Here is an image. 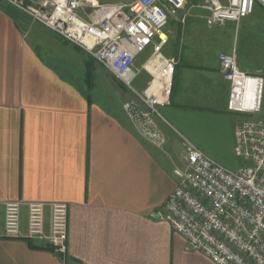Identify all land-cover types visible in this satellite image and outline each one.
<instances>
[{"label": "crops", "instance_id": "1", "mask_svg": "<svg viewBox=\"0 0 264 264\" xmlns=\"http://www.w3.org/2000/svg\"><path fill=\"white\" fill-rule=\"evenodd\" d=\"M257 11L264 15L257 5L251 16ZM190 12L180 18L186 14L187 22ZM193 14L197 21L208 13ZM180 18L169 22L166 46H181ZM227 24L194 29L177 61L170 104L155 113L134 93L135 101L96 100L75 83L84 82L86 59L83 69L72 63L77 54L92 58L0 0V264H215L190 249L163 213L186 168L182 137L218 163L236 154L238 121L228 110L230 85L220 71V56L235 48ZM45 30L53 34V46L43 39ZM208 45L220 49L212 62L199 52ZM151 55L136 69L144 71ZM158 64L154 60L151 71ZM144 72L149 81L141 94L152 81L151 72ZM128 103L148 119L134 120ZM9 202L21 205L17 239L4 233ZM32 203L44 205L46 236L53 205H68L64 257L47 250L44 241L29 239Z\"/></svg>", "mask_w": 264, "mask_h": 264}, {"label": "built area", "instance_id": "2", "mask_svg": "<svg viewBox=\"0 0 264 264\" xmlns=\"http://www.w3.org/2000/svg\"><path fill=\"white\" fill-rule=\"evenodd\" d=\"M61 37L86 52L111 72L151 111L169 105L178 62L165 58L169 43L167 28L173 18L185 13L189 0H134L129 4L100 5L95 0H6ZM264 0H206L199 6L209 13V28L234 23L237 28ZM186 14L180 18L186 23ZM152 47L151 58L142 69L151 72L146 93H139L132 83L141 70L138 58ZM159 62L153 71L148 68ZM222 77L230 85L228 110L255 115L261 111L264 79L241 71L235 48L220 56ZM260 84V93L250 106L248 82ZM159 87H154L155 82ZM130 116L140 122L147 114L137 105H125ZM182 158L186 163L180 182L164 205L163 218L188 243L190 249L205 255L215 264H264V121L241 120L235 130L236 155L252 163L237 172L230 171L208 157L182 137ZM51 234L45 235V208L32 203L28 211V236L44 241L45 247L64 257L67 254L68 205L52 209ZM21 231V205H5L4 233L17 239Z\"/></svg>", "mask_w": 264, "mask_h": 264}, {"label": "rangeland", "instance_id": "3", "mask_svg": "<svg viewBox=\"0 0 264 264\" xmlns=\"http://www.w3.org/2000/svg\"><path fill=\"white\" fill-rule=\"evenodd\" d=\"M38 0H30V2H36ZM100 5H107V4H120L125 3L129 4L134 0H95ZM206 0H189L187 4V11H191L189 14V18L187 20V24L180 23L183 27V34L179 37L180 44L169 45L163 49V54L165 56H171L176 61H179L183 58L185 54V49L189 48L193 40V34L195 28H202L205 30L204 27L209 28L207 25L209 13L201 10L199 8L200 5L204 4ZM257 10V8H256ZM206 12L208 14H202L203 20L198 19L196 21L195 17H192V14L195 15V12ZM191 18V21H190ZM173 21H177L175 19H171ZM170 20V22H171ZM193 23V24H190ZM197 22V23H195ZM172 24V23H171ZM180 26V25H179ZM172 27V26H171ZM39 29H43L39 27ZM185 29V31H184ZM226 32L231 37V45L235 48L238 46L236 50L237 60L239 67L242 72L248 74L249 76L261 77L264 79V15L257 11L253 16L243 19L239 24L238 28L237 25L234 23H228ZM53 34L48 30H45V36L43 37L44 40L51 46H53L52 39ZM200 51V56H203L204 60H208V62H212L220 53V49L218 45H208L202 46ZM152 53V47H148L147 50L140 56L137 67L141 69L142 63L147 60V58ZM171 54V55H169ZM67 55H70L68 53ZM71 57V55H70ZM84 58V59H83ZM86 59V69L83 75L84 82L76 81L75 83L79 85V87L85 89L87 93H91V96L96 100L101 101L102 103H107L108 101L112 100L113 103L116 104L120 102L121 98H127L129 101L137 100L136 96L133 92L128 89L127 87L123 86L121 82H119L116 78H114L109 72L105 71L98 63L90 58H85L81 54H77L74 58H72V63L75 66H81L83 61ZM66 69V68H65ZM90 75H92L93 79L90 80ZM149 81L148 75L141 71L139 76L135 79L132 83V87L137 90L138 92L142 93L146 83ZM236 121L241 120H263L264 121V85L262 91V107L261 111L255 115H246V114H239V113H232ZM180 132V130L178 131ZM175 133V132H174ZM226 169L237 172L239 169L244 168L247 165H252L250 162L244 161V159L238 157L235 153L228 156V161L225 163H219Z\"/></svg>", "mask_w": 264, "mask_h": 264}, {"label": "bare ground", "instance_id": "4", "mask_svg": "<svg viewBox=\"0 0 264 264\" xmlns=\"http://www.w3.org/2000/svg\"><path fill=\"white\" fill-rule=\"evenodd\" d=\"M148 68L151 69V64L148 65ZM159 83V82H158ZM160 84V83H159ZM260 84H257L254 80H250L248 82V100L244 102V105L250 106L251 101L253 100L254 96L258 95L260 93Z\"/></svg>", "mask_w": 264, "mask_h": 264}, {"label": "trees", "instance_id": "5", "mask_svg": "<svg viewBox=\"0 0 264 264\" xmlns=\"http://www.w3.org/2000/svg\"><path fill=\"white\" fill-rule=\"evenodd\" d=\"M260 6V5H259ZM177 70V69H176ZM93 79L92 75H90V80ZM174 86H175V76H174V82H173V90H174ZM47 250L53 251L51 248H47Z\"/></svg>", "mask_w": 264, "mask_h": 264}, {"label": "water", "instance_id": "6", "mask_svg": "<svg viewBox=\"0 0 264 264\" xmlns=\"http://www.w3.org/2000/svg\"><path fill=\"white\" fill-rule=\"evenodd\" d=\"M157 218H159V215H157Z\"/></svg>", "mask_w": 264, "mask_h": 264}]
</instances>
